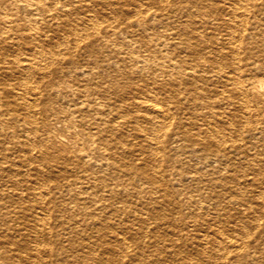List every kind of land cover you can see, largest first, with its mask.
Returning a JSON list of instances; mask_svg holds the SVG:
<instances>
[{"label": "bare ground", "instance_id": "obj_1", "mask_svg": "<svg viewBox=\"0 0 264 264\" xmlns=\"http://www.w3.org/2000/svg\"><path fill=\"white\" fill-rule=\"evenodd\" d=\"M161 1L142 13L134 0H0V176L33 186L43 205L26 220L1 209L14 191L0 188V226L22 236L0 240V264H42L47 211L95 230L105 252L132 241L156 255L163 234L187 242L190 219V253L169 247V261L264 264V0ZM172 12L190 28L170 26ZM214 22L223 39H191L197 23ZM239 25L256 39H237ZM76 254L51 264L85 259Z\"/></svg>", "mask_w": 264, "mask_h": 264}, {"label": "rangeland", "instance_id": "obj_2", "mask_svg": "<svg viewBox=\"0 0 264 264\" xmlns=\"http://www.w3.org/2000/svg\"><path fill=\"white\" fill-rule=\"evenodd\" d=\"M134 1L137 2V3H141V2L144 3L143 4L144 6H142V10H143L142 13H145V12L148 13L149 11H154V10H156V8H158V6L156 4H151V3H150V5L147 4L146 3L147 0H134ZM139 1H141V2H139ZM162 1L165 2L166 4H171V2H173V0H165V1L162 0ZM165 3H163V4H165ZM130 5H132L131 2H129L128 5H126V6L128 7ZM105 12H107V11L105 10ZM131 14H134L133 9L131 10ZM249 14L250 15H249V19L248 20L254 21L255 20V16H256V18H258V14L257 13L256 14L249 13ZM172 15L173 16L171 17L172 21H170V26H173V25L174 26H181L182 28H185V29H189L190 28V26H189V18L188 17L183 16V15L180 16V14H177V13L173 14V12H172ZM122 21L123 20L120 21V24L118 22L119 26L123 25ZM114 22H116V21H114ZM217 24L218 23H215V22L211 23V24H208V25H202L200 23H197L196 28H195V34L196 35L198 34V37L195 36V38H191V39H223L222 37H224L223 36V31L224 30H223V28H221L219 26V24L218 25ZM209 26H210V28H209ZM212 27H214V28L212 29ZM232 27L235 29L234 32L236 34V38L237 39H243V40L246 39L245 41H247V39H256V38L251 37L247 33V31L251 30L252 28L247 27L245 29V28L241 27L240 25L239 26H232ZM257 29L258 28H256L255 30H257ZM172 30H175V28H173ZM199 33H201L203 35L200 36ZM175 39H181V38L176 36ZM258 39H264V36H262L261 38H258ZM242 54L245 55V51H243ZM252 107H254V106H252ZM243 130L244 129H242L241 131H243ZM8 158H10V156H8ZM1 160H2V158L0 157V162H1ZM13 160H16V159H13ZM43 165L42 166L40 165L41 169L42 170H47L48 169L47 166L45 164H43ZM14 167L15 168L13 170H17V171L19 170V172H20L19 176H21V174L23 175V173L25 175H30V176L32 175L31 177H35L36 176V173L34 172V168L33 167H29V169L27 168L28 166H18L17 165V166H14ZM23 168H25V169H23ZM25 170H27V171H25ZM42 172H43V175H46L45 171H42ZM73 175H74V171L70 170L69 168L65 172H60L59 182H60L61 186H63V184H64V182H65V180L67 178H71ZM2 178H4V179H2ZM14 184L15 183L12 184V181L8 180L6 177L0 176V188H2L4 190L7 189V190H13L14 191V193H11V194H13L11 197L8 196V197H3L1 199V202L3 203V205L6 206V207L3 206L1 208L2 210L3 209H7V208H9L11 210H16V209L19 208L17 213L21 214V215H26L25 216L26 220H27V218H29V215L31 214V212L35 213L36 210L39 211L40 209H41L40 211H42V206L43 205L41 206V204L39 202H37V199L30 194L31 191H32L33 186L30 185V187H26L24 184H20V183H16L15 185ZM45 185H47L49 190H54L55 189L54 188L55 182H53L51 180H48ZM42 187L45 188L44 186H42ZM191 187L192 186H190V185L188 186V188H191ZM16 193H21L19 195H20L21 198H23L24 202H22L23 200L19 201V202H16V199H11V198H16L17 197L18 194H16ZM47 197H48V195L46 194V198ZM47 210H45V211H47ZM47 212L50 213L49 216L47 217V219L49 221V226H48V231L49 232H48V235H47V238H49V239H47L49 245L47 247H49V248L42 247V249H39V251H38L40 254L38 253V255H37L38 256V261L40 263H42V264H44V263L45 264H51L52 262H59V261L65 260V258H68V257H71V256L74 257V255L79 258L80 255H77L76 252L81 253L82 254L81 256L85 257V259L78 260L77 264H90V263L93 264L95 262V260L97 259V257H103L104 258V257H107V256L108 257L111 256V257H114V258L120 259V260L130 259L131 262H134V263H136L138 260H141V258L142 259L143 258H146V259L148 258L151 261H146V262H144V264H171V263L172 264L173 263L180 264V262H178V261L171 262V261L168 260L173 255H171L170 251L167 250V248L168 249H169V247L173 248L175 251H176V249L179 250L181 248L182 251L188 250V252H189L190 250L187 249V248H190L189 242L192 240V237L195 236V234L199 231L198 229H196L193 221H191L189 218H186V221L189 219V221H188L189 225H187L186 228H184L183 230L186 231V233H187V237H188V239H186L187 242L184 241L185 243L183 242V243H181L179 245L170 246V245H172L171 244L172 241L169 240V237H172V236L175 237L176 234L175 235L163 234V235L160 236V238H157V240H156L157 241V249L160 248L159 251H158V255H156L154 253V251L151 250V248H143V249L140 250V248H137L135 243L132 242V241H129V245L127 246V249L120 248L122 250V252H121L120 249H117L118 248L117 246L119 245L118 242L116 240L112 239L109 235H105L106 240L109 241L110 244H113L115 247H117V248H115L116 251L105 252L104 248L102 247V245H100L96 241L97 234H96L95 230L90 228V229H87V231H82V230H80L81 226H79V225H78V227L74 226V224H75L74 222L73 223H71V222L67 223L68 226H66L65 224H62V223H60L58 221V218L56 217V214H55L56 212H54V211H47ZM111 221H112V224H113L114 228L117 229V230H120V225H121L120 221L121 220L119 218H113V219H111ZM151 221H152V219H151ZM179 228L177 227V229H176L177 233L180 230ZM198 228H202V225L198 226ZM17 235H18V237H17ZM154 236H155L154 231H152L150 229L147 232L146 235L144 234L143 238L154 237ZM26 237H27V239H29L28 240L29 242H33V240H32L33 237H29V238H28V236H26ZM10 239L13 240V241L14 240L18 241V240L22 239V236H21V234L19 232L14 231L13 226H10L9 228H5V226H0V240L8 241ZM34 239L35 240H40V239H36V238H34ZM80 240H81V242H89V241H93V242L89 243V246H84L83 249H82V248H80L78 246L79 243H80ZM5 244H7V243H5ZM119 246H121V243H120ZM54 247H57L58 249H60L62 251L60 253H51V249L54 248ZM77 247H79V248H77ZM9 248L10 249L13 248L12 245H9ZM123 249H124V253H123ZM77 250L82 251V252H79ZM11 251H12V249H11ZM91 251H93L94 253H92ZM32 252H34V251H32ZM42 255H44L45 258H44V256L41 257ZM150 257H153V258H150ZM102 264H104V263H102ZM129 264H131V263H129ZM142 264H143V261H142Z\"/></svg>", "mask_w": 264, "mask_h": 264}]
</instances>
